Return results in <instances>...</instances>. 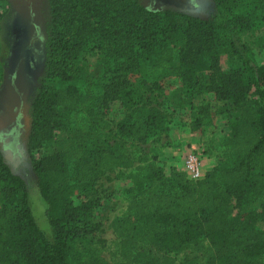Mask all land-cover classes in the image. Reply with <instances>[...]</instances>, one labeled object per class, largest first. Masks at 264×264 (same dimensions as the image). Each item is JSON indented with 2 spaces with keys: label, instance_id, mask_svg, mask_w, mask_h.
<instances>
[{
  "label": "trees",
  "instance_id": "obj_1",
  "mask_svg": "<svg viewBox=\"0 0 264 264\" xmlns=\"http://www.w3.org/2000/svg\"><path fill=\"white\" fill-rule=\"evenodd\" d=\"M48 2L44 75L27 138L29 154L56 145L30 155L47 228L0 152V264H173L168 252L183 249L202 250V264H264V63L240 36L264 26V0H212L208 17L138 0ZM222 54L239 66L222 69ZM169 77L178 106L194 107L211 92L236 109L221 159L199 179L160 161L161 151L135 165L124 141L112 146L102 133L110 130L108 111L125 108L116 126L122 140L168 134L165 114L145 103ZM194 119L190 131L199 133L202 119ZM115 168L134 173L125 210L112 221L119 258L108 261L80 241L100 226L98 198L83 196Z\"/></svg>",
  "mask_w": 264,
  "mask_h": 264
},
{
  "label": "rangeland",
  "instance_id": "obj_2",
  "mask_svg": "<svg viewBox=\"0 0 264 264\" xmlns=\"http://www.w3.org/2000/svg\"><path fill=\"white\" fill-rule=\"evenodd\" d=\"M138 1L151 9L172 8L201 17L211 16L215 12L212 0ZM32 3L35 8L33 10L25 3L23 6L15 0H0L2 15L0 24V152L10 169L23 178L34 216L41 228L46 229L45 203L37 190L30 155L40 158L44 154L53 153L56 145L52 141L49 146L35 149L29 154L27 138L31 121V102L44 75L49 2L48 0H32ZM240 36L242 41L254 51L256 62L264 63V26L253 31L242 32ZM93 60L94 58L89 57V61ZM220 66L228 71L239 66V61L234 56L222 54ZM175 89L176 84L169 77L163 90L150 95L145 103L147 108L153 107L165 114L170 122L168 134L167 132L159 133L145 143L122 140L116 134V126L129 110L113 108L105 116L110 123V130L102 132L107 142L116 146L124 141L125 147L133 152L135 165L149 162L155 158L157 152L163 151L164 147L177 144L178 140L175 137L178 133L190 131L191 128L196 127L194 118L197 115L203 122L198 131L204 148L214 154L217 160L221 159L219 143L230 132L229 121L236 113L235 107L229 102L216 100L211 92L197 98L194 101V107L178 106L175 104ZM200 107L202 108L199 112ZM170 129L174 132V139L170 137ZM64 135L65 132L61 131L59 136ZM133 173V168H115L105 172L95 183L96 193L83 196L84 199L98 198L99 204L93 214L94 220L100 226L98 230L80 241L90 242L96 246L100 254L108 261L119 258L117 251L122 241L113 231L112 221L125 210L127 199L124 188L129 184ZM76 201L79 200L76 199ZM258 224L264 229V220ZM78 245L79 243L76 242L75 246ZM168 254L173 258V264H202L204 261L202 250L196 252L189 249L172 250Z\"/></svg>",
  "mask_w": 264,
  "mask_h": 264
},
{
  "label": "crops",
  "instance_id": "obj_3",
  "mask_svg": "<svg viewBox=\"0 0 264 264\" xmlns=\"http://www.w3.org/2000/svg\"><path fill=\"white\" fill-rule=\"evenodd\" d=\"M169 133L171 134L170 137L174 139L173 136L175 135L172 129L169 130ZM175 138L178 143L164 147L159 157L167 166H173L178 170L185 171V163L190 154H198L200 156V172L202 176L215 165L217 158L209 150V152L204 151L206 148L201 142L199 133L189 130L182 131Z\"/></svg>",
  "mask_w": 264,
  "mask_h": 264
},
{
  "label": "built area",
  "instance_id": "obj_4",
  "mask_svg": "<svg viewBox=\"0 0 264 264\" xmlns=\"http://www.w3.org/2000/svg\"><path fill=\"white\" fill-rule=\"evenodd\" d=\"M200 156L198 154H190L185 163V171L192 179H199L202 177L200 172Z\"/></svg>",
  "mask_w": 264,
  "mask_h": 264
},
{
  "label": "flooded vegetation",
  "instance_id": "obj_5",
  "mask_svg": "<svg viewBox=\"0 0 264 264\" xmlns=\"http://www.w3.org/2000/svg\"><path fill=\"white\" fill-rule=\"evenodd\" d=\"M15 2H18V3L22 4V5L25 3V5L30 6L32 10L35 9V8H34V5H33V3H32V0H15ZM20 4H19V5H20ZM20 6H21V5H20ZM23 6H24V5H23Z\"/></svg>",
  "mask_w": 264,
  "mask_h": 264
}]
</instances>
